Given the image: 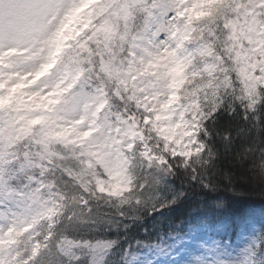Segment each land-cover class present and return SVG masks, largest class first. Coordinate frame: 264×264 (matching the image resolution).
I'll list each match as a JSON object with an SVG mask.
<instances>
[{
	"label": "clouds",
	"instance_id": "1",
	"mask_svg": "<svg viewBox=\"0 0 264 264\" xmlns=\"http://www.w3.org/2000/svg\"><path fill=\"white\" fill-rule=\"evenodd\" d=\"M76 25L77 23H73L69 29H75ZM65 34L68 35L69 32L66 31ZM153 42L158 47L174 43L172 37L165 32L156 36ZM134 51L136 56L142 55L140 50ZM83 52L85 51L77 46V41L72 40L70 46L57 58V62L35 85L45 97L51 90H66L60 103H49V99H41L39 96L27 98V102L23 98L22 103L29 107L40 104V108L47 109L48 112L46 115L29 112L26 116L20 117L22 125H31L28 117H43L41 123L32 127L31 137L23 141L20 150L27 146L32 159L40 158V153L45 151L41 140L50 138L52 133L71 129L66 136L53 140L51 150L63 156V159L56 160L57 165H63L73 169L77 174H82L81 179L87 185V191H82L77 183L60 171L44 176L45 181H55L56 184L51 193L43 194L50 198V206H55L54 201L57 199L55 193H61L62 197H65L61 200L62 206L52 218L41 217L36 224L38 231L51 234L48 241L50 252L44 250L41 255L44 264L49 260L51 264H97L99 254L94 252L89 244L68 247L66 245L68 238L76 241L95 242L99 239L113 241L111 247L103 251V264H128V257L138 252L139 248L132 240L124 241V237L116 231L118 226L125 220L129 225L143 224L149 218L154 203L163 204L178 193L182 195L176 199L175 204L167 206L165 212L171 213L174 208H186L191 215L203 210L204 198L212 196L215 199L209 200L207 204L208 208L214 209L212 218L226 222L221 234L210 237L211 244L216 246L218 252L208 258L203 251V245L209 243V240H205L203 243H197L181 264H264V214L259 222L246 217L233 220L231 209L234 204L230 203L259 198L261 205L264 206V103L259 106L258 112L248 110L247 101L242 95V85L232 71L231 64L227 60L224 62L227 71L220 74L221 87L218 95L214 93L207 100H201L199 112L204 119L199 121L196 139L204 145V150L198 158L203 164L197 170L192 166L184 167L186 161L180 157H172L165 151L163 141H158L152 133L151 124L143 122L145 117L151 118L153 113L138 108L127 99L129 95L122 87V81L127 79V75L117 71L134 63L135 58L131 56L127 46L123 49L117 47L115 53L110 54L104 61L81 55ZM47 57L45 49L31 59L27 57L12 59L23 70L29 71L38 69L42 63H49ZM102 63H109L107 71L102 67ZM31 87L21 91L30 92ZM117 92L124 99H121ZM105 99L108 103L97 112V105ZM15 105L14 100L13 106ZM125 108L127 112L123 111ZM242 108L244 111H241ZM118 113L135 116V122L141 125L145 142L151 143V150L164 155L169 161L163 166L164 171L171 169L167 176H164V171L157 165L153 164L149 169L144 163L140 155L142 145L139 140L135 142L133 149H128L125 145L129 140L122 136L123 144L116 143L114 148L109 145L99 154L92 151L94 146L114 140V137L109 138L108 133L115 124V114ZM245 114L248 119H244ZM257 115L261 117L259 121L255 119ZM189 119L193 117L189 116ZM78 121L83 123H77ZM64 125L67 127H63ZM121 127L127 125L123 124ZM86 128L93 129L92 134L89 137L78 138V134ZM213 149L216 152L215 158L210 159ZM120 151H124L129 157L128 174L131 190H121L119 194L113 195L110 177L105 171L104 164L116 160ZM98 159L103 163H98ZM149 173L151 176H164L163 183L150 190L141 191L137 186ZM29 176L39 178L38 169L20 172L15 182L10 183L5 189H0V201L4 203L5 216L13 217V214L19 211L18 202L22 198L18 193L28 191L26 185L29 181L26 178ZM217 176L224 183H219ZM97 178L105 181L102 185L104 192L99 190ZM193 192L198 193L200 200L198 205L189 203ZM137 199L141 200L140 204L136 203ZM217 200L222 201V207L214 208ZM7 223L8 220L5 219L4 224ZM61 246L65 247L66 255L59 252Z\"/></svg>",
	"mask_w": 264,
	"mask_h": 264
},
{
	"label": "snow or ice",
	"instance_id": "2",
	"mask_svg": "<svg viewBox=\"0 0 264 264\" xmlns=\"http://www.w3.org/2000/svg\"><path fill=\"white\" fill-rule=\"evenodd\" d=\"M180 8V0H101L100 3H95L94 0H0V109L11 106L14 100L17 105L22 104L25 96L28 99L39 96L41 99H49V103H60L63 92L66 90H51L45 97L42 91L36 89L35 85L45 72L57 62V58L70 46L72 40H76L77 46L83 51L95 52L96 49L92 47V42L99 43L97 38L110 28L115 27L117 31H120L121 22H123L124 35H121L120 39L124 40L125 36L129 38L127 50L134 57L136 55L134 49L137 47L136 40L141 33L148 35L151 39H154L161 32H165L171 37L176 35L174 28L177 18L184 15ZM249 9L253 12L252 16L248 17L250 24H252V30L264 33V0H241V10L237 14V19L240 14L247 16ZM73 23L81 25L78 31L69 29ZM234 24L235 21L230 17L224 21V26L227 29L234 27ZM133 28H136L137 31H132ZM66 31L69 32L68 35L65 34ZM110 38L105 36V39ZM254 42L264 44V36H261L259 41ZM45 49H47V58L50 62L42 63L38 69L25 71L12 59V57L31 59L32 56L44 52ZM103 55L104 52L101 50L96 59L104 61L101 58ZM260 55H264V47H261ZM102 67L107 71L109 63H102ZM182 70L183 66L179 63L171 69L173 73L177 74ZM223 71L227 70L224 69ZM262 73H264V61L261 62L255 76L252 73L247 74L248 83L239 80V83L243 84V98L247 101L249 111H257L255 106L264 101V76L261 75ZM29 86H32L30 92L21 91ZM173 87H179V84L174 83ZM116 94L120 96L119 92ZM51 97H55V99H50ZM120 98L124 99L123 96ZM127 99L135 100V96L129 95ZM173 99H175L174 94L162 101L160 111L169 109ZM107 103V99L100 102L96 111L100 112ZM137 103L139 102L137 101ZM35 107L40 108L41 105L36 104ZM161 119L164 117L157 114L154 119L145 117L143 122L146 124L151 122L154 127L155 121ZM244 119H248L246 114ZM255 119L259 121V116H256ZM42 120V116L36 117L30 119L29 124L36 125ZM128 120H132L133 123L128 124ZM135 121L134 115L115 114V124L110 131L115 128L117 132H120L121 125L126 124L127 127L123 135L134 137L137 135L136 132L132 131ZM77 123H83V121ZM175 127L177 125H171L167 131L161 129L165 141L172 139ZM70 130L64 129L62 132L52 133L50 138L40 141L45 151L40 153L38 163L34 162L28 152L23 153L22 156H16L13 163L18 164L21 173L37 168L39 178L37 176L26 178L29 181L26 185L28 191L18 193L22 199L18 202L19 211L14 213L13 217H7L3 212H0V217L8 220L7 224H0V264H44L41 255L44 250L50 252L48 241L51 239V234L41 233L36 224L41 217L52 218L62 206L61 200L65 198L62 197L61 193H55L57 197L54 201L55 206H50V198L43 194L45 192L51 193L56 188V184L55 181H45L44 176L47 173L60 171L64 176L77 183L82 191H87V185L81 179L82 174H77L73 169L63 165H57L56 160L63 159V156L51 150L53 140L66 136ZM92 132L93 129L86 128L78 134V138L89 137ZM109 138L111 139L110 136ZM141 139L144 138L141 137ZM116 143H120V141L117 140ZM127 148L133 149L134 143L129 140ZM164 149L172 157L183 158L186 155L183 152L178 153L175 150H170L167 142L164 143ZM199 150H204L202 143H200ZM140 155L146 158L149 169L155 164L164 171L163 166L169 163L164 155L154 153L151 148L142 151ZM97 162L103 163L99 159ZM85 163L89 162L85 161ZM89 166L91 165L89 164ZM128 166L129 157L124 151L119 152V157L116 160L104 164L105 171L110 177L109 183H111L113 195L118 194L117 189L121 185H123L124 190H131ZM170 172L171 169H167L164 171V176ZM164 176H151L149 173L145 175L137 187L141 191L150 190L152 187L162 184ZM15 180V176L6 177L4 169L0 167V189L7 188ZM96 183L99 190L104 192L105 189L102 185L105 181L97 178ZM181 195L182 193H178L170 201L160 205L154 203L151 206V213L163 214L164 209L175 204L176 199ZM136 203L140 204L141 200L137 199ZM109 223L111 222L109 221ZM83 243L89 244L94 252L99 254L97 264H103V251L110 248L114 242L103 239L95 242L76 241L71 238L66 240L68 247ZM59 252L64 255L67 254L64 246L60 247ZM47 264H51V260Z\"/></svg>",
	"mask_w": 264,
	"mask_h": 264
},
{
	"label": "trees",
	"instance_id": "3",
	"mask_svg": "<svg viewBox=\"0 0 264 264\" xmlns=\"http://www.w3.org/2000/svg\"><path fill=\"white\" fill-rule=\"evenodd\" d=\"M100 2L101 0L98 3ZM180 3V10L184 15L177 18V21H182V23H177V32L175 31L177 35L173 39L174 43L177 42L179 55H175V53L171 54L169 52L170 50H168V52L159 55V61L155 64L160 70L167 68L165 73L166 81L171 80L173 82L175 80L174 82L179 84V87H175L178 90V100L175 104V111L176 113L182 112V123L188 128L194 129V150L191 152L187 164L184 167L192 166L199 170L203 162L198 159L201 155V151L199 150L200 141L196 139V132L199 127V121L204 119L199 112L201 100H207L208 97L214 93L218 95L219 88L221 87L220 74L227 68V65L224 63L225 60L231 64L234 74L244 83L249 82L246 80V73L248 70L246 64H251L255 61L257 64L253 70V76H255L258 68L261 66V62L264 60L262 57L260 58L261 55L259 51V55H253V44H256L254 41L259 40L260 34L258 31L252 30V24L249 22L248 17L252 16V10L249 9L247 11V16L240 14L237 19V14L240 13L241 10V0H180ZM190 17L191 20H189ZM229 17L235 21L234 27L231 29H227L224 26V21ZM121 35H124L123 22H121L120 31H117L115 27L110 28L97 38L99 43L95 41L92 42V47L96 49L95 52H83L81 55H88L89 57L96 58L100 55L101 50L104 49V55L101 58L106 60L110 54L115 53L117 47H128L129 38L125 36V39L121 40ZM105 36L111 38L105 39ZM185 36L188 38L181 44V38ZM139 39H141L138 43L139 50L142 55H145L153 39L143 33L140 35ZM249 41L251 42L250 46L247 45ZM220 57H223V59H220ZM245 58L246 61H244ZM182 59H184V62L187 64L185 71L182 74L173 73L171 69L176 66L179 60L182 63ZM117 71L127 75V79L123 81L122 87L128 95H130L128 75L132 71V66L124 69H117ZM154 71L155 70L145 73L143 74L144 76L141 77L143 81L149 83L147 87H151V89H149V94H154V92L159 89V84L161 82L155 77ZM172 74L176 75V79L170 78ZM164 85L166 87L165 83ZM241 85L242 95H244L243 84ZM262 103H264V101H261L255 106L257 112ZM18 106L24 108V110L21 112L20 109L17 108ZM10 108L13 110L11 119L16 123V126H18L16 129H12V121L10 124L8 118H6L8 122L6 120L3 121L5 125H7V128H2L0 131L2 136L0 145H4L7 148L19 140L10 142V139L15 134H17L19 138L31 137L32 135L31 129L26 125H22L20 121L22 115H27L26 106H24V104H16L13 106L12 104ZM123 111H126V108ZM241 111H244V109L242 108ZM189 116H192L193 119H189ZM174 117L175 114H173L172 118ZM260 118L259 116V120ZM134 128L140 129V123L136 122ZM123 130L125 131L126 127H124ZM242 131L243 130H241V132ZM152 133L155 134L158 141H163L158 133ZM109 145L110 141L107 144L94 146L92 151L99 154L104 149L108 148ZM215 154V149H213L210 159L215 158ZM144 163L147 164L148 162L144 161ZM19 174L18 164L14 163L8 166L4 172L6 177L15 176L16 179ZM217 179L219 183H224L223 180L219 179V176H217ZM122 188L123 186L121 185L120 189H117L118 194L119 191L123 190ZM212 199L215 198L206 196L203 204L205 205ZM219 202L222 205V201ZM189 203L193 205L200 204L198 193H191V201ZM230 203L234 204V207L231 209L232 216H242L250 208H257L264 211V206L261 205L259 198L230 201ZM190 216L186 208H174L171 213L165 211H163V214L150 213L149 218L146 219L143 224L129 225L125 220L118 226L116 231H119L120 235L124 237V241L132 240L133 243L137 241L150 243L157 241L163 234L175 231L176 228L181 226ZM124 241H122V243Z\"/></svg>",
	"mask_w": 264,
	"mask_h": 264
},
{
	"label": "rangeland",
	"instance_id": "4",
	"mask_svg": "<svg viewBox=\"0 0 264 264\" xmlns=\"http://www.w3.org/2000/svg\"><path fill=\"white\" fill-rule=\"evenodd\" d=\"M96 1V0H94ZM258 15V13H257ZM178 24L176 23V27L174 28V31L177 32ZM259 40L261 39V36H264V33H259ZM177 35V33H176ZM175 35V36H176ZM174 36V37H175ZM187 36V35H186ZM185 37L182 38V42L185 40ZM172 37V40L174 39ZM258 40V41H259ZM248 46L251 45V42L249 41ZM253 55H259L261 47H264V44H253ZM178 45H175L173 43L172 45L167 46H160L158 47L153 41L151 42V45L149 47V50H147L145 55L140 56H134V63H133V72L131 74V77L129 79L130 85L132 88V95L135 96V104L138 108L143 109L145 108L144 105L147 104V99L150 98L149 96V89L151 87H147L149 83L146 81H143L141 77H143L145 73H149L152 70L154 71L155 77H157L161 82L159 84V89L154 92L153 99L151 101L150 107L151 110L156 111V114H160L164 117V119L155 121V126L152 127V123L149 122L153 129L158 128V132L161 136V140H163V143L167 142L169 145L170 150H175L178 153L183 152L186 153V155L182 158L184 161H186L185 165L187 164V160L191 154V152L194 150L193 145V130H185L184 127L181 128V122H179L178 116H176V119L174 120V123H172L173 118H169L170 114L174 111L173 108H171L172 103L176 100V92L174 90H170L172 88H169V86L172 84L171 80H165V73L167 68L159 69L158 66L156 67L157 61H159V55L168 52L171 54H179V52L176 50V47ZM259 51V52H258ZM149 52V54H148ZM263 58L264 55H261L260 58ZM152 61V62H151ZM246 61V58L244 59ZM246 64V63H245ZM257 64L255 61H253L251 64H246L248 70L247 73H252L253 70ZM264 76V73L261 74ZM170 78H176L174 74L170 75ZM166 84V87L164 85ZM175 95V99L172 100V103L169 105V113L164 110L163 112L160 111V103L162 101L167 100L169 97ZM24 100L27 102V96L24 97ZM137 101L139 103H137ZM143 104V105H142ZM26 106V105H25ZM22 112L24 108H19ZM27 113L29 112H40L44 113V115L47 114L48 110L36 108V107H29L27 106ZM19 111V112H20ZM148 111V110H147ZM155 115L152 117L154 119ZM29 119H33L35 117H28ZM129 124H131L132 120H128ZM171 125H177L175 127L174 132L172 133V139L165 141L164 135L161 133V129L167 131ZM34 126V125H30ZM63 127H67V125H64ZM124 127H122L120 132H117L115 128H113L108 135L110 137H114V140H110V145L113 147L116 146V141H120V144H123V140L121 139L123 135ZM187 133V135H185ZM128 140L132 141L134 143V137H128L124 136ZM142 135H138V140L141 142L142 145V151H147L149 148L146 144L145 140L141 139ZM179 141V143H177ZM147 146V147H146ZM127 148V145H125ZM29 152V148L27 146L23 147V150ZM15 157V154L13 151L4 150L0 148V167H4L7 163L13 160ZM146 160V158H143ZM147 161V160H146ZM123 186V185H122ZM120 189V187L118 188ZM123 189V188H122ZM124 190V189H123ZM206 203L203 207V210L194 212L190 218H188L183 225L178 227L176 229L177 232L174 233H167L161 236L157 242L150 243V244H136V246L139 248V251L136 253L131 254L128 257V264H181V261L186 258L187 254L194 249L197 243H203L205 240H209V243L203 245V251L205 255L208 258H211L215 252H218L219 250L216 248L215 245H212L210 242V237H213L215 235L221 234L224 229L225 221L219 219V218H212L214 217V209L208 208ZM222 207L221 203L219 201L216 202L214 208H220ZM4 210V203H0V212H3ZM262 214H264V211L257 209V208H250L248 209L242 216H232L231 218L233 220L240 218V217H246L251 221L259 222L261 219ZM211 218V219H210ZM5 219L3 217H0V224H4Z\"/></svg>",
	"mask_w": 264,
	"mask_h": 264
}]
</instances>
